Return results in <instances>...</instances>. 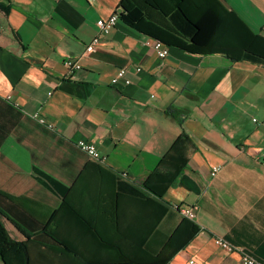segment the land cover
<instances>
[{
	"label": "crops",
	"instance_id": "obj_1",
	"mask_svg": "<svg viewBox=\"0 0 264 264\" xmlns=\"http://www.w3.org/2000/svg\"><path fill=\"white\" fill-rule=\"evenodd\" d=\"M128 1L194 51L159 58L119 21L86 53L121 0H0V222L29 264H240L214 237L264 264V60L247 52L264 55V0H189L197 26Z\"/></svg>",
	"mask_w": 264,
	"mask_h": 264
},
{
	"label": "trees",
	"instance_id": "obj_2",
	"mask_svg": "<svg viewBox=\"0 0 264 264\" xmlns=\"http://www.w3.org/2000/svg\"><path fill=\"white\" fill-rule=\"evenodd\" d=\"M144 4L148 5L153 10L160 12L164 16L170 15L174 10H178L182 16L193 26H197V20L195 19V12L191 10V5L189 0H142ZM121 12L118 14L119 21L131 28L132 30L153 38L157 41L162 42L167 46L176 47L182 49L186 52H193L194 41L191 39L189 43L182 40L174 31L166 29L152 20L144 16L141 8L128 0H121L120 2ZM190 9V10H189ZM192 11V12H191ZM192 13V14H191ZM202 16V12L199 11ZM247 52L258 56L260 59L264 60V55L259 54L251 49H247ZM236 60V59H232ZM181 143V141H180ZM175 155V149L170 152V154L165 158L160 160L159 166L165 167L171 161V158ZM172 165V164H170ZM169 165V166H170ZM159 172L156 171L152 173L143 182V185L155 192L158 196L162 195V191L157 190L153 187L152 183L154 180L159 179ZM180 174L178 169L172 167L169 171L167 184L174 181ZM158 181V180H157ZM165 188V187H164ZM22 235L29 238V234L23 229H17ZM29 248L27 241H18L13 239L8 231L4 228L0 222V263L1 264H29Z\"/></svg>",
	"mask_w": 264,
	"mask_h": 264
},
{
	"label": "built area",
	"instance_id": "obj_3",
	"mask_svg": "<svg viewBox=\"0 0 264 264\" xmlns=\"http://www.w3.org/2000/svg\"><path fill=\"white\" fill-rule=\"evenodd\" d=\"M119 23V17L118 13H113L107 18H102L96 21V34L88 43L85 47V52L86 53H95L98 49L99 43L101 41L102 36H106L110 33V31ZM152 48L156 52L157 56L159 58H165L168 54V47L163 44L160 41L154 40L152 42ZM64 66L69 70H78L80 69V64L70 58L66 57L63 60ZM136 71H140V68L137 67L135 69ZM119 83L123 85H128L130 83L129 78L127 77V69L126 68H118L116 70V73L114 76L110 79V85L115 86L118 85ZM35 118H37V115H34ZM39 123L44 124V120L39 118ZM76 147L78 148L79 151L83 152L86 154L88 157L95 159V160H103L101 157L97 147L96 143L92 139H81L76 142ZM220 166H214L210 170V175L213 177L215 176L219 171H220ZM178 213L191 221L196 220V211L194 207H185V206H180L177 208ZM199 234H206V231L204 229H200ZM213 243L216 247L222 249L223 251L227 253H232V252H238L240 254V264H262L255 258L251 257L250 255L246 254L242 249L239 247L233 246L230 243H228L226 240L220 237H214L213 238ZM193 261H190V264H192Z\"/></svg>",
	"mask_w": 264,
	"mask_h": 264
}]
</instances>
